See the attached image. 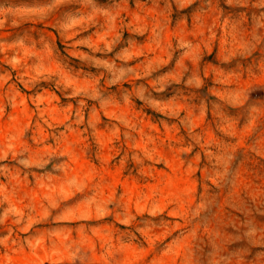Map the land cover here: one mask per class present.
Returning a JSON list of instances; mask_svg holds the SVG:
<instances>
[{"label":"rangeland","instance_id":"1","mask_svg":"<svg viewBox=\"0 0 264 264\" xmlns=\"http://www.w3.org/2000/svg\"><path fill=\"white\" fill-rule=\"evenodd\" d=\"M0 264H264V0H0Z\"/></svg>","mask_w":264,"mask_h":264}]
</instances>
